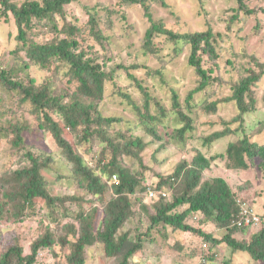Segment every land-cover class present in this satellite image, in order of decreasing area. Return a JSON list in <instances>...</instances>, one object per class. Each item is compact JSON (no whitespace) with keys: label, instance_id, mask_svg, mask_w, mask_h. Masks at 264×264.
Segmentation results:
<instances>
[{"label":"rangeland","instance_id":"374dc122","mask_svg":"<svg viewBox=\"0 0 264 264\" xmlns=\"http://www.w3.org/2000/svg\"><path fill=\"white\" fill-rule=\"evenodd\" d=\"M11 1L21 5L26 0ZM243 2L246 11L240 8L238 0H149L152 19L160 21L164 26L179 32L211 29L212 33L219 34L215 44L218 58L213 60L207 55H201L205 67H210L211 75H216L218 80L200 91H196L199 77L187 61L188 44L171 41L163 36H155L151 43H144V34L150 21L144 9L136 3L121 0H72L64 6L63 14L55 15L52 22L47 19L34 20L27 32V40L45 43L69 33L78 42L77 51L84 52V58H93L100 65L105 63L112 77L104 83L103 96L95 100L98 109L104 116L117 117L118 120L110 126L114 141L122 142L120 135L123 134L140 136L145 142L141 162L128 157H124L123 162L127 167L138 170V178L146 176L154 184L156 174L167 176L179 161H190L203 137L224 127L219 120L224 118L229 127L239 125V121L234 120L238 114L235 100L217 103L216 112L203 109L202 101H216L231 96L232 86L253 72L258 79L245 94V100L252 102L253 109L242 115V126L250 141L264 143V0ZM1 10L0 5L1 66L6 69L14 67L16 70L22 64L24 69L13 76L16 79L26 83L34 78L37 84L50 81L54 93H74L77 83L69 79L67 66L53 61L50 67H40L29 60L22 43L16 38L17 27L12 14L7 11L3 15ZM91 16L95 19L94 30ZM69 26L75 28L73 33L69 32ZM95 31L98 33L97 38L92 34ZM138 84L146 87L150 95L168 110L161 116L157 128L155 126L160 139L145 129L143 119L136 111L145 98ZM174 91L182 110L187 106V94L190 91L196 92L190 99L192 107L188 112L193 119L194 129L185 132L184 141L176 134V129L184 122L177 119L172 111ZM83 100L89 103L86 98ZM31 108L28 102L20 101L16 91L8 89L0 81V125L14 124L17 129H21L24 139L23 148L17 149L11 144V133L7 132L5 136L0 134V182L5 169L10 168L12 171L29 164L26 153L29 150L40 156V161L45 159V165L39 172L48 192L64 198L62 202H56V213H71L67 219L73 221L80 209H90V201L92 206L97 205L103 209L113 196L111 190L107 187L103 196H93L76 183L72 175V164L66 160L62 148L57 145L51 133L38 127V120ZM149 108L148 111L155 113L156 104L153 100H150ZM53 116L62 127L61 116ZM24 122L25 127L29 126L28 129L23 128ZM63 135L71 141L67 128H63ZM231 135L214 140L210 150L223 151L229 141L235 140V136ZM236 135L241 137V131H237ZM211 169V173L205 172L207 176L218 174L224 177L235 191L236 198L251 203L253 207H258L259 214H264V171L256 163L246 169L231 170L223 166L221 158H217ZM69 195L78 199H68ZM136 197H141V201H137ZM131 199L132 215L123 222L117 233H128L131 241L142 236L143 242L141 249L132 254L128 264H197L200 255L208 253L209 248L200 249L203 238L195 233L173 231L170 226L162 223L153 224L150 215L155 211L154 204L144 191L131 194ZM8 201H4L0 208V256L16 242L25 248V253L29 252L27 247L48 226L54 230V242L39 250L35 264H66V249L61 250L58 244L59 236L65 233V223L59 221L52 226L47 207L41 199L36 201L33 214L26 212L20 217L21 220L6 218L7 214L14 211L13 198L10 197ZM185 208L186 205L180 206L178 210ZM185 221L216 238L226 233L225 228L205 220L199 212L188 214ZM241 235L234 234L238 239ZM215 246L212 256L208 254L207 264H226L227 260H230L229 264H260L250 258L247 252L233 251L224 242ZM84 258L86 264H120L122 254L107 255L103 244L97 241L85 248Z\"/></svg>","mask_w":264,"mask_h":264},{"label":"trees","instance_id":"16d2710c","mask_svg":"<svg viewBox=\"0 0 264 264\" xmlns=\"http://www.w3.org/2000/svg\"><path fill=\"white\" fill-rule=\"evenodd\" d=\"M71 1L26 0L21 5H17L11 0H0V5L3 15H6L7 11L12 14L17 27L16 38L22 43L27 58L40 67H50L53 61L64 63L67 66L69 79L77 83V90L74 93L60 95L51 90L50 81L37 84L34 78H30L24 83L13 77L17 71L24 69L22 64H19L16 70L14 67L6 69L0 64V81L8 89L16 91L20 101H26L31 105V110L38 120V127L51 133L57 145L62 148L66 160L72 164V175L76 183L93 196H103L108 187L113 196L103 209L98 208L97 205L92 206V201H90L91 207L88 211L80 209L77 217L73 221H68L67 215L71 213L66 211L56 213L58 212L56 202H62L64 198L53 196L48 192L39 172V169L45 165L43 163L45 159L40 161V156L28 150L26 153L29 164L12 171L10 168L5 169L0 182V208L4 205V201L9 202L10 197L13 198L14 203L13 213L7 214L6 218L15 217L16 220H21L26 212L33 214L36 211V201L41 199L47 207L52 226L57 225L59 221L65 223V233L59 236L58 244L61 250L66 249V264H86L84 250L97 241L103 244L107 255L121 253L120 264H128L132 254L141 249L142 236H137L135 241H131L128 233L119 234L117 232L123 222L132 215L131 194L145 191L148 185H153L155 189L170 192L165 197L153 200L155 211L150 215V221L155 225L162 223L164 226H170L173 231L195 233L202 237V242L206 243V247L203 249L201 242L200 249L209 248L206 255H200V258L205 257V264H207L208 254L212 256L213 248L221 242L226 243L233 251L247 252L254 261L264 264V214L258 213V207L254 208L260 216L259 227L258 225H237L235 220L239 219L241 206L236 201L232 186L218 174L209 176L205 174L207 171L211 173V168L217 158L223 160V166L226 169H246L249 165L256 163L264 171V143L250 141L242 126V115L253 109L252 102L245 100V94L258 76L253 72L238 80L232 86L231 96L216 99V101L207 99L202 101L203 109L216 112L217 103L235 100L238 114L234 120L239 121L237 127H229L224 118L219 120L224 127L204 136L200 147H197L190 157V161L185 159L179 161L173 172L167 176L156 174L154 184L146 176L138 178V170L127 167L123 158L140 160L145 142L140 136L123 134L120 135L122 142L114 141L111 137L110 126L118 119L115 116L101 114L98 103L95 101L103 96L104 83L112 77L105 63L100 65L93 58H84V52L77 51L78 42L71 38L69 33L45 43L27 40V32L35 22L34 20L47 19L52 22L55 15L63 14L64 6ZM121 1L139 4L147 14L150 24L144 34V43H151L155 36H163L171 41L188 44L187 61L199 77L196 91L203 90L218 80L216 75H211V68L205 67L201 57V55H207L213 60L218 58L219 54L215 46L218 33H212L211 29L194 32L175 31L164 26L160 21L152 19L149 0ZM238 2L240 8H246L243 0H238ZM90 21L93 23L92 29L94 30L95 19L92 16ZM53 28L56 29V26ZM68 29L70 33H73L75 28L69 26ZM92 34L95 38L98 37L96 31ZM25 65L28 67L27 63ZM138 87L145 98L136 111L143 119L142 124L145 129L155 138L160 139L161 136L158 135L155 126L157 128L161 116L168 110L164 109L158 99L150 95L146 87L140 84ZM194 93L196 92L190 91L187 94L185 98L187 106L182 110L178 95L175 91L173 92L172 108L174 110H170L175 112L177 119L184 122L176 129V134L181 141L185 139V132L194 129L193 119L188 113L191 111L190 99ZM83 98L89 100V103H85ZM150 100L156 104L155 113L148 111ZM53 114L61 116L62 127L60 122L54 119ZM25 125L26 122L23 123V128L28 129L29 126L25 127ZM63 128L68 129L71 141L63 135ZM0 131H2L0 132L2 136L7 135V132L12 134L11 144L14 148H23L24 139L20 132L21 129L8 123V126L0 125ZM237 131H241V137H237ZM231 134L235 136V140L229 141L223 151H211L214 140ZM67 198L78 199L74 195H69ZM136 200L141 201V197H136ZM185 205L184 210H178V207ZM142 207L145 205L142 204ZM198 212L204 216L205 220L215 223L217 227L225 228L226 233L216 238L212 234L205 233L200 227H194L185 221L188 214ZM53 231L52 228L46 226L44 233L37 236L27 247L29 249L27 253L18 242L10 245L1 254L0 264H35L39 250L53 244L55 237ZM236 233L242 234L241 238L235 237ZM225 263L229 264L230 260ZM197 264L201 263L197 262Z\"/></svg>","mask_w":264,"mask_h":264},{"label":"clouds","instance_id":"9594fccd","mask_svg":"<svg viewBox=\"0 0 264 264\" xmlns=\"http://www.w3.org/2000/svg\"><path fill=\"white\" fill-rule=\"evenodd\" d=\"M228 144V143H227ZM227 146V145H226ZM226 146H225V148H226ZM217 161V160H216ZM215 162V161H214ZM222 177V176H221ZM224 178V177H223ZM114 179H115V177H114ZM225 179V178H224ZM150 192H152V195H150ZM144 194L146 195V197L149 199V200H151V201H153V200H155V199H157V198H160V197H165L166 195H167V192L166 191H162V190H158V189H155L154 187H153V185H148L147 187H146V189H145V191H144ZM236 201H237V203L238 204H240V206H241V214H240V216H239V219L237 220H235V222H236V224L238 225V221L240 220V219H243V217H244V214H243V212H242V210L244 209V208H246L248 211H251L253 214H255V215H257V217H258V221L255 223V224H245V223H243V225H250V226H257L258 224H259V220H260V216H259V214L257 213V211H255V207H253V205L251 204V203H246V202H243V200L242 199H239V198H237L236 199ZM242 225V224H241ZM202 248H203V246H202ZM204 249V248H203Z\"/></svg>","mask_w":264,"mask_h":264},{"label":"built area","instance_id":"2783aa9c","mask_svg":"<svg viewBox=\"0 0 264 264\" xmlns=\"http://www.w3.org/2000/svg\"><path fill=\"white\" fill-rule=\"evenodd\" d=\"M150 195H152V192H150ZM242 212H243V214H244V217H243V219H240L239 221H238V225H241V224H243V223H245V224H255L257 221H258V217H257V215H255V214H253L251 211H248L246 208H244L243 210H242ZM202 246H203V248L205 249V247H206V243L204 242V243H202ZM198 263H201V264H205V257L203 256V257H201L200 259H199V262Z\"/></svg>","mask_w":264,"mask_h":264}]
</instances>
